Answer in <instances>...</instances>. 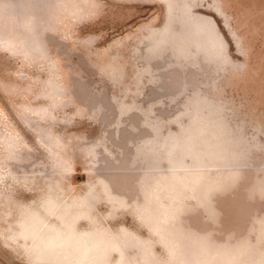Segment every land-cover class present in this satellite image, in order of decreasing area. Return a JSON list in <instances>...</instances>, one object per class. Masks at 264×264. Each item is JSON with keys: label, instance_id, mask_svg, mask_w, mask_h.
Returning <instances> with one entry per match:
<instances>
[{"label": "rangeland", "instance_id": "rangeland-1", "mask_svg": "<svg viewBox=\"0 0 264 264\" xmlns=\"http://www.w3.org/2000/svg\"><path fill=\"white\" fill-rule=\"evenodd\" d=\"M162 1L0 0V264H264V0Z\"/></svg>", "mask_w": 264, "mask_h": 264}, {"label": "water", "instance_id": "water-1", "mask_svg": "<svg viewBox=\"0 0 264 264\" xmlns=\"http://www.w3.org/2000/svg\"><path fill=\"white\" fill-rule=\"evenodd\" d=\"M169 1H170V0H163L162 3L165 4L166 6H167V5L169 6V5H170V4H169ZM220 43H222V39H220Z\"/></svg>", "mask_w": 264, "mask_h": 264}]
</instances>
